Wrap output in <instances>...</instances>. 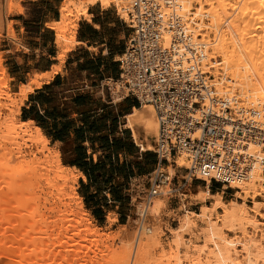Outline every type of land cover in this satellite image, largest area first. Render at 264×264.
I'll return each instance as SVG.
<instances>
[{"label":"bare ground","instance_id":"bare-ground-1","mask_svg":"<svg viewBox=\"0 0 264 264\" xmlns=\"http://www.w3.org/2000/svg\"><path fill=\"white\" fill-rule=\"evenodd\" d=\"M173 1L182 14L187 13L193 2L197 3L200 8L195 18L200 22L202 18L209 21L208 32L214 35L217 44L211 47V54H206V60L209 58L211 62V59L217 57L221 59L220 63L209 62L208 65L214 70L210 69V74L214 77L212 86L215 90L230 94L238 91L241 99L258 108L260 115L264 117V0ZM133 2L134 0H62L58 10L59 19L46 25L55 32V44L60 49L56 60L63 63L66 53L77 43V25L74 22L79 17L87 20L89 6L99 5L106 9L112 5L123 19L131 10ZM12 4V0H0L1 28L3 11L10 14L13 11ZM204 5L210 9L204 10ZM16 12H21L19 6ZM222 26L226 28L223 29ZM199 27L202 28V25ZM9 30L13 34L11 28ZM204 63L208 64L206 61ZM59 71L60 67L54 66L51 72L36 74L30 84L21 86L19 102L11 101L15 110L9 111L7 118L0 120V264H101L102 259L98 260L96 253L100 252L98 247L105 235L91 225L82 200L75 193L74 184L78 179H85L83 174L77 172L78 176L75 177L67 172L71 173L76 169L62 165L59 151L48 148V139L31 121L19 120L15 124L16 116L20 114L27 96L51 81ZM5 72L0 61V89L7 88ZM228 75L231 76L230 79ZM111 85L112 93L119 98L121 87L117 82ZM2 95L9 99L7 94ZM125 119L126 127L132 130L134 138L138 135L135 128L139 125L146 141L155 137L157 123L151 107L134 109ZM3 129L7 130L8 135H5L6 131L3 133ZM139 147L143 151L152 149L151 146ZM260 164L259 161L255 162L246 180L231 186L239 188L245 195L240 198L242 203L226 204L218 194L213 196L215 201L209 207L204 202L211 196L206 190H199L196 195L201 203L199 213L185 214L179 225L170 230L169 250L158 257L159 264L264 262V238L257 240L246 236L248 227L256 230L261 223L247 217L248 211L244 203L249 193L259 196L258 189L264 193V167ZM175 166L187 167L184 157H179ZM167 172L169 181L174 175V169L168 167ZM40 183H43L47 190L45 194L50 199L42 198L39 194ZM237 194L240 195L238 192ZM163 196L165 195L150 200L146 198L145 202L143 200L140 205L142 210L138 212L139 221L134 222L138 224L134 239H130L131 234H127V231L123 233V239L120 240L124 241L125 251H115L118 257H115L113 264H147L145 254L155 231L148 225L147 218L159 217L156 214L163 208ZM48 200L50 204L46 207ZM253 203L254 206L250 209L253 216L264 220V215L259 214L256 209L259 204ZM216 210H221V219L214 217ZM236 229L242 234L240 239L225 236L226 231ZM185 234L190 236V240H182ZM159 247L157 246L158 249ZM103 263L107 264L106 261Z\"/></svg>","mask_w":264,"mask_h":264},{"label":"built area","instance_id":"built-area-1","mask_svg":"<svg viewBox=\"0 0 264 264\" xmlns=\"http://www.w3.org/2000/svg\"><path fill=\"white\" fill-rule=\"evenodd\" d=\"M131 35L118 59L117 83L154 112L157 163L147 199L174 195L163 163H187V179L234 189L252 165L264 167V117L237 93H219L206 61L208 44L173 0H134L127 13Z\"/></svg>","mask_w":264,"mask_h":264},{"label":"rangeland","instance_id":"rangeland-1","mask_svg":"<svg viewBox=\"0 0 264 264\" xmlns=\"http://www.w3.org/2000/svg\"><path fill=\"white\" fill-rule=\"evenodd\" d=\"M12 2H13L12 6L14 5L15 7L13 6V11L10 14H6L3 11L2 23H1L2 28L0 27V61H1V66L6 71L5 75L7 78V88L0 89V94L2 96V97L0 96V106H2V108L0 107L1 108L0 109V120L1 121L2 119H5V117L7 118L8 116L7 114H9V111L15 110V105L11 106V101L15 103L19 102L20 87L19 89L16 88V86L14 85V81L11 79V74L9 73V68L11 64L13 63L12 55L15 52L18 54H21L23 52L27 56L26 59L31 61L33 59L32 55L35 56L37 54V52H34V54L31 55V50H33L34 48L37 49L38 44L31 43V42L29 43V45L27 44V42L25 41V31H24L25 29L24 28H26L28 31L32 30L29 28H35L32 22L37 21V20L38 21L40 20L48 21V23L52 22L50 20H52L53 18H56V20H58L59 19L58 10H59V5L61 4L62 0H12ZM16 6L17 7L19 6V8L21 9L20 13L16 12V8H17ZM108 8L113 11L117 10L116 7H113L112 5ZM199 8H200L199 5L193 2L190 9L187 11L186 15L190 17V20L193 23V26L197 28L202 38H205L206 42H208L209 44H212L208 46L210 50L207 48L208 49L207 54H211L212 53L211 47L217 43L215 42L214 35L208 32L210 31L209 29H207V27L209 26L208 19L202 18L201 19L202 22H200L197 18H195V15L197 11L199 10ZM203 9L209 10L210 7L207 5H204ZM118 13L120 16H122L120 12ZM72 19L75 20V18H72ZM80 19L81 17L76 19L74 23L77 25ZM123 20L125 22H128L127 16L123 18ZM25 22H29V23H25ZM200 24L202 25V28L199 27ZM224 26H222L223 29L226 28V27L224 28ZM37 27L39 28V26ZM9 28H11L13 34L9 33L10 32ZM45 28H47L46 25H45ZM53 35H54L53 36L54 46H55V51H56L55 56H57V53L60 51V49L55 44V32H53ZM50 50H52V48H50ZM50 50L48 49L44 50L45 54L47 55ZM5 51H9V52L7 53ZM38 54L40 53L38 52ZM55 62L59 64L58 66L60 67V70H61V65L64 62L62 63L56 60V58H55ZM206 62H208V65H210L209 58L206 60ZM220 62H221V59L217 57L215 59H211L210 63L215 64V63H220ZM31 68L32 66L29 65L26 68V70L29 71L31 70ZM35 76L36 75H34L32 78H29V76L26 77L28 80L27 85L30 84L31 82L30 80H33ZM230 77L231 76L228 75L229 79ZM111 84L112 83L109 84L110 88L112 87ZM234 93H237L238 96H240L238 91H235ZM2 94H7V96H9V99H7V97ZM114 98L117 99L116 97ZM19 120L20 119L18 115L16 116L15 124H17V121ZM135 130H136V135L138 134L137 135L138 138L137 137L136 138L133 137V138L139 145H141L142 144L141 141L143 140V137H144L143 132H142V127L139 125V127H136ZM2 131L3 133H5L6 131L5 135L6 134L8 135L6 129H3ZM153 140L154 138L150 137L144 143L145 146H151L152 149L151 151H149L151 153H153L152 152L153 151ZM48 148H50L51 150H54V149L58 150L57 147L52 146L50 142L48 143ZM121 160H123V158H121ZM175 165L172 163L167 164L168 167H171L174 169V175L171 179L170 187L171 188L174 187L175 186L174 184L177 183L181 187V190L176 192L174 195L164 194L165 196L162 197L165 199L163 200L164 201L163 208L160 210L158 214H156L157 217L158 216L159 217L157 219L151 218V217L147 218L148 225L151 226V228L155 230L153 231L154 232L153 238L149 242L147 250H146V254H145L147 264H159L158 257L162 255V253L164 252L168 253L169 245L171 243L170 230L176 228L179 225V223L182 220V217L185 214H189L192 212L199 213L201 203L199 202L196 195L199 192V190H202L203 187L204 188L208 187L209 190L212 191V193L214 192V194L218 192L220 195V199L226 204H228L229 202H234L237 204L242 203L240 198L245 196L243 193L239 191L226 188V187H222L221 185L215 184L213 182H210V183L207 182L206 183L207 186H206L204 182H202L199 179H195V178L187 179V183L184 184L183 179L186 177V170H185L186 167H176ZM163 170L166 174L168 173L167 172L168 168L165 169V167L163 166ZM67 172L69 174H72L75 177L78 176V173L76 171H72L71 173L70 171H67ZM40 185H41V188L39 189V194L42 196V198L50 199L45 194L47 193L45 192L47 190L44 189L43 183H40ZM98 187L101 189L98 193L99 197L97 198L98 205L103 206V208L107 212L106 213L107 216L104 220H98L97 218L93 217L92 211L87 209L86 204L81 198V195H84L85 192L83 188H81L79 179L74 184L75 193L82 200L83 208L89 215L91 225L94 226L100 232V234L105 235V237H103V241L101 242V244H99V247H98L99 251L102 252V255L100 254V252L99 253L97 252L98 254L96 253V258L98 260L102 259L101 264L104 261H106L107 264H113L115 263V257H118L117 253H119V250L125 251V248L123 247L124 241L122 240L123 233L127 231L126 232L127 234H131L130 239H134V236H135L134 233H136L137 226H138V224L134 222L139 221L138 215L140 213V210H142L140 208V205L143 203V200L145 202L147 198V192L150 188L149 176L145 175V176L137 177L135 180L130 181V183H128L127 186L125 187L126 189H123L121 191V193L123 194L124 200L120 204L109 203V204L104 205L105 200L112 201V197L110 195L105 196L104 193H102V191H106L108 187H103L101 185ZM94 190H95V187H93L92 191ZM87 192H89V189H87ZM237 192L240 195H238ZM42 193H44V195ZM258 193L260 194L259 196H255V194L252 192L249 193V195L245 198V201H244L245 208L248 211L247 217L250 218L251 220H255L256 222L261 223V224H258L259 226H257L258 228L256 230L252 229V227H248L246 229V236L254 237L257 240H262V238H264V220H262L261 217L259 216L254 217L253 216L254 214L250 210L254 206L253 202H256L259 204L258 206H256L258 213L264 215V193H261L260 189L257 190V194ZM214 199L215 198L213 197L207 198L206 201L204 202V205H207L210 207L211 204L215 201ZM49 204H50V200H48L46 207H49L48 206ZM92 204H95V203L92 202ZM87 205L90 206V204H87ZM221 215H222L221 210H216L214 212V217L217 219H221L222 218ZM109 218L115 219V221L110 222ZM152 226L155 228H153ZM116 236L118 238H116ZM225 236L230 239H236V238L240 239L242 234L239 229L238 230L236 229L235 231H232V232L226 231ZM120 238L122 239L120 240ZM182 240L188 241L190 240V236L185 234L182 236ZM243 240L244 239H242V241ZM154 244L156 245L154 246ZM157 246H160L159 249L157 248ZM115 251L117 252L116 254H115ZM162 264H165V262H163ZM258 264H264V262H260Z\"/></svg>","mask_w":264,"mask_h":264},{"label":"crops","instance_id":"crops-1","mask_svg":"<svg viewBox=\"0 0 264 264\" xmlns=\"http://www.w3.org/2000/svg\"><path fill=\"white\" fill-rule=\"evenodd\" d=\"M52 22L57 21L56 18L50 20ZM48 21H39L37 23H32L35 28L28 31L25 30V41L29 45V43H37L38 48L31 50V55L34 52H37L35 56L32 55L33 59L31 61L26 59L25 53H14L12 56L13 63L9 68V73L11 74V79L14 81V85L17 89L22 85H27L28 80L26 77L32 78L36 74H44L51 72L54 66H58L59 64L55 62V46L53 39V32L50 29L45 28ZM51 23V22H49ZM39 26V28L37 27ZM131 35V30L128 27L127 22L119 17L116 10L113 11L109 8L103 9L99 5L89 6L87 9V20L81 17L79 22L77 23V31H76V44L71 46L69 52L65 55L64 63L61 65V70L57 75H54L51 81L43 84L39 89H35L31 94L27 96V99L24 101L23 106L20 109L19 119L22 122L31 121L36 127H38L34 120L26 119L22 120L23 110H29L33 108L34 111H37L39 115H43L45 113L46 107L44 105L39 104V102L31 101V98H35L38 93L43 89L44 86L50 85L54 82L56 78L60 80V86L57 89L58 92L62 93L63 99L61 101H69L76 97H86V102L91 104L92 109L101 105L107 106L113 114V117L117 118V125L115 129L114 138L122 139L125 143H129L132 145L131 151L134 152L137 157V160L140 162L139 169H141V173H138L136 167L132 169V176L129 178L128 183L130 181L135 180L137 177L150 175L153 171L156 163L150 165L147 161H144L142 158V154L149 151H143L140 149L139 144L134 140L132 130L126 127V116L130 115L134 109H140L143 106H140L139 103L130 96H127L125 92H121V96L115 99L114 94L112 93V87L110 88L109 84L118 81L119 77V65L118 59L124 50V46L127 42V39ZM52 48V50H50ZM50 50L46 55L44 50ZM9 52V51H5ZM38 52L40 54H38ZM32 66L31 70L27 71L26 68L28 66ZM113 94V95H112ZM98 109L97 112L91 115L89 122L87 125L83 124L81 120L82 116H77L76 114H72L70 117L66 119L61 118H49L47 119V126L50 127L55 125L56 130L61 129L63 124L69 123L66 125L64 131H67L68 137L70 139L74 138L75 131H77L80 127L83 129H88L92 121H96V117L101 113H105L106 109ZM97 123V122H96ZM102 121L98 122V125H101ZM105 128L103 132H108V128L110 126V121L105 122ZM39 128V127H38ZM41 130V128H39ZM85 133V136H92V133ZM91 132L93 130H90ZM43 135L44 132L41 130ZM143 136V135H142ZM47 138V136H45ZM112 137H110L111 140ZM52 146L57 147L60 153L61 159V147L63 144L59 141H52L50 138H47ZM143 147H145L146 140L143 137L141 141ZM86 149V161L91 157L94 163L97 162V157L101 153L92 154V151L89 149V145L87 142L82 144ZM153 152V151H152ZM154 154V153H153ZM118 159L120 160V164L123 160V154L118 153ZM155 156V155H154ZM133 159L132 156H126V159ZM62 161V159H61ZM104 162L105 169L109 168V165L104 160V156H101L100 162ZM145 163V164H144ZM63 164V162H62ZM69 168H75L76 172H81L76 167H71L69 165H65ZM165 169L168 168L167 163H163ZM103 171V170H102ZM84 180L79 179L80 185H83L84 188V196L88 197L90 194H95L96 189L99 185L110 187L114 185L113 180H108V175L104 172L102 177H100L94 184L87 179V177L83 174ZM119 182L122 183L123 179L116 178ZM127 183V184H128ZM176 187H180L179 184H174ZM88 188H87V187ZM95 187V190H93ZM89 189V192H87ZM181 190V189H180ZM202 190H206L209 196L213 197L218 195L212 193L209 188H202ZM218 191V189H217ZM107 192V193H106ZM99 193V192H98ZM105 196H109L108 190L102 191ZM98 194L95 198L97 201ZM84 201V198L81 197ZM90 203V202H89ZM114 203L110 200L106 201L105 204ZM117 208V207H116ZM115 208V209H116ZM91 211H95L96 217L98 220H104L107 216L106 210L103 206L96 205L92 206Z\"/></svg>","mask_w":264,"mask_h":264},{"label":"trees","instance_id":"trees-1","mask_svg":"<svg viewBox=\"0 0 264 264\" xmlns=\"http://www.w3.org/2000/svg\"><path fill=\"white\" fill-rule=\"evenodd\" d=\"M22 20V18H21ZM33 21L32 23H37ZM29 23V22H25ZM60 80L56 78L53 83L46 85L38 93L35 98H31V101L39 102V104L46 107L45 113L39 115L37 111H34L33 108L29 110H23L22 120L31 119L34 120L36 125L41 128L47 138H50L52 141H59L63 144L61 147V159L63 164L69 165L71 167H76L78 170L83 172V174L90 180L93 184L102 177V174L105 172L108 175V180H113L114 185H111L106 190L112 197V202L115 204H120L123 202L124 197L121 191L126 189L129 178L132 176L133 167L139 169L140 162L137 160V157L134 152L131 151L133 148L131 144L125 143L122 139L114 138L115 129L117 125V118L113 117V114L109 108L105 105H101V108L97 106L92 109L91 104L86 102V97L80 96L73 98L69 101H61L63 99L62 93L58 92L60 86ZM106 109L105 113H101L96 117V121H92L88 129H83L80 127L75 131L74 138L70 139L68 137L67 131H64L66 125L69 123L63 124L61 129L56 130L55 125L51 126L50 129L47 126V119L49 118H61L66 119L72 114L77 116H82L81 120L84 125H87L91 115L97 112L98 109ZM110 121V126L108 132H103L105 127V122ZM102 121L101 125H98V122ZM97 122V123H96ZM92 133V136H85V133ZM90 130H93L92 132ZM110 137L111 140H110ZM84 142H87L89 149L92 151V154L101 153L97 157V162L94 163L89 157V160L86 161V149L82 146ZM118 153L123 154V161L120 164L118 159ZM101 156H104V160L109 165L108 169H105L104 162H100ZM126 156H132L133 159H126ZM144 161H147L150 165L155 164L156 159L153 153L145 152L142 154ZM103 170V171H102ZM141 169L138 170V173H141ZM116 178L123 179L122 183ZM100 186V185H99ZM87 187V186H86ZM105 187V186H103ZM81 188H84L81 185ZM88 188V187H87ZM101 189L97 187L95 194H90L88 197L81 195L84 198V203L87 206V209L90 210L92 206H96L98 201L95 200L98 192ZM214 194V192H213ZM90 202V203H89ZM95 203V204H92ZM87 204H90L88 206ZM105 204V202H104ZM92 215L96 217L95 211H92Z\"/></svg>","mask_w":264,"mask_h":264}]
</instances>
